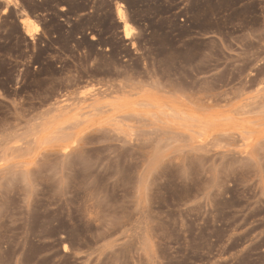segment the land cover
Segmentation results:
<instances>
[{
	"label": "rangeland",
	"instance_id": "rangeland-1",
	"mask_svg": "<svg viewBox=\"0 0 264 264\" xmlns=\"http://www.w3.org/2000/svg\"><path fill=\"white\" fill-rule=\"evenodd\" d=\"M0 264H264V0H0Z\"/></svg>",
	"mask_w": 264,
	"mask_h": 264
},
{
	"label": "bare ground",
	"instance_id": "bare-ground-1",
	"mask_svg": "<svg viewBox=\"0 0 264 264\" xmlns=\"http://www.w3.org/2000/svg\"><path fill=\"white\" fill-rule=\"evenodd\" d=\"M120 15L122 18L126 17V14H124L123 10L120 11ZM22 23L24 24V28L26 29V32L28 34H32L34 29H35V23H33V19L31 17H24L22 19ZM123 28H124V31L126 32V35H127V33L130 32V27L127 24H124Z\"/></svg>",
	"mask_w": 264,
	"mask_h": 264
},
{
	"label": "snow or ice",
	"instance_id": "snow-or-ice-1",
	"mask_svg": "<svg viewBox=\"0 0 264 264\" xmlns=\"http://www.w3.org/2000/svg\"><path fill=\"white\" fill-rule=\"evenodd\" d=\"M127 35L130 37L132 35V32H128ZM93 39H94V37H93Z\"/></svg>",
	"mask_w": 264,
	"mask_h": 264
}]
</instances>
